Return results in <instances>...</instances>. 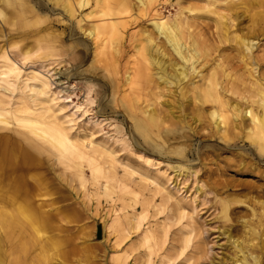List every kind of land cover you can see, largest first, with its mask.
<instances>
[{"label":"bare ground","instance_id":"obj_1","mask_svg":"<svg viewBox=\"0 0 264 264\" xmlns=\"http://www.w3.org/2000/svg\"><path fill=\"white\" fill-rule=\"evenodd\" d=\"M0 1V18L16 15L22 17V13H20L22 9L28 11L29 8L40 12L45 9L40 0V4L32 3L30 6L25 5L22 0ZM118 1L125 3V6L110 9L106 4L102 13L98 11L97 6L100 0H53L54 5H60L64 16L61 17V20L58 18L50 20L45 27H36L34 33H45L48 30L47 35L50 38L52 34L56 33V28H61L63 33L68 31L72 43L70 61L74 66L80 57L86 58L88 54L92 55V63L98 68L92 72L87 71L90 73L89 77H93V79L87 80V76H85L86 80L82 83L91 81L90 83L93 85H101L100 93L92 90L97 96L103 94L105 86L109 87L113 108H119L121 105L124 109L126 116L124 121L129 124L126 127L129 137L123 135V118L114 126V134L103 138L102 141H96L94 138L97 133L102 131L103 127L111 126L110 123H106V118L95 122L93 126L97 130L92 128L83 136V139L72 136L73 127L76 125L74 115L81 113V116H89L92 115V111L83 108L82 104L74 103V111L72 114L66 115L65 111L69 105H57L56 94L60 92L53 93L51 91L49 74L50 76L55 75L56 72H52L54 66L48 63L47 69L40 68L30 71L19 82L22 78L21 70L8 55L3 56L0 63V92L3 94L9 92L10 94L15 90L21 92L26 90L32 94L27 97V102L34 106H40L41 110L32 109L23 101L20 102V108L9 111L3 109V114H0L1 128L7 125L6 119L9 114L12 116L10 118H13L17 123L28 124L31 131H39L40 135L36 136L43 138L41 133L47 134L51 146L57 148L61 153H66L68 163H71L72 167L82 170L84 167L82 165H85L89 168L94 182L104 179V195L109 196L116 193V185H118V191L125 192L124 181L133 177L134 170L126 169L130 165L122 164V160L116 159L117 156L122 155L121 152L128 149L129 139L131 144L137 145L142 144L139 141L141 139L147 150L160 154L162 148L164 149L168 145L170 139L168 136H172L174 141L178 139L174 134H167L171 131L169 127L182 129L181 123L186 118L197 123L196 128L184 123L185 128L191 131L192 137L197 133V128H200L199 130L202 132L207 130L210 137H212L211 134L219 135L218 138L224 142L248 141L258 150L260 161L263 162L264 73L258 72L259 68L257 70V66H255L257 62L254 64L251 57L254 48L253 41L256 37L254 35L262 32V29L255 30V33L252 29L255 26L251 25L252 28L249 26L246 33H240L237 29L231 28L234 27L233 22L240 17L237 24L247 17L251 22L264 24V0H204L206 4L199 7L200 9L195 4L186 7L178 6L172 19L159 12L160 0H135L134 4L130 3L131 0ZM218 7H223L224 15L217 13L216 8ZM86 10L89 11L82 15L81 12ZM198 11L217 16V19L214 20L218 42L220 43L222 40V42L234 43L239 65H233V60L236 58L224 59L223 62L227 63L225 68L218 63V71H209L207 76L201 75L204 70L202 67L205 65L203 62L211 55L210 52L218 47L208 45L206 41L200 39L201 34L196 31L197 26L188 19V14ZM124 12H127V17H119ZM198 18L199 15L195 14L192 20ZM141 19L146 20V23L151 26L150 29H146L147 32L137 35L138 32L131 29H134ZM79 34H82V38L79 37ZM228 68H231L235 73H226ZM96 70L104 71V77L109 80L105 81L102 75L95 77L94 71ZM237 70L240 71L239 74H237ZM84 72L86 71L84 70ZM75 75L74 71L71 78H75ZM81 75L83 76L82 72ZM197 78L202 82L201 85H196L194 79ZM55 79L57 78H53V80ZM18 83L22 84V88H16ZM245 85L251 87L246 89L243 87ZM72 88V93H74L75 86ZM89 93L90 90L87 89L86 106L91 105ZM232 96L242 102L250 100L251 106L243 108L239 101L231 100ZM60 97V103H73L71 95H68V98ZM149 98H153L157 103L156 106L159 107L148 106ZM163 98V102H160V99ZM38 99L39 103L35 104ZM102 99L99 100L100 105L97 112L100 116L112 111L109 102H104ZM189 102L192 104L190 113L187 112ZM3 105H5L4 100L0 98V106ZM253 105L260 109L261 114L254 113ZM176 111L180 113L179 116L175 115ZM246 120H248V124L243 127L241 122L244 123ZM11 138V135L0 133V264H26L27 255L34 247L36 250L37 247L39 249L37 257L46 264V261L49 260L47 253L50 251L56 250L59 252L58 256H64V251L59 249L63 241H55L48 245L44 240L46 230L53 225L52 222L50 223L52 203L50 196L45 195L40 202L46 204L48 209L38 211L37 206L32 202L37 197V193L42 190L43 185L41 174L37 171L39 159L36 151L22 146L17 140H11ZM151 140L154 142V146ZM190 151L184 150L183 152L182 146H180L171 152L179 154L181 160L185 159ZM190 161L187 160L190 164L195 162L194 160ZM117 164L125 169L126 180L123 183H121L122 179L115 175ZM172 170L177 179L179 177L186 179L187 174L191 173L183 166L172 167ZM142 179L147 180L148 178L145 176ZM151 180L157 185L155 193H161L163 196L164 188L157 184L153 177ZM123 184L124 186H122ZM165 198L168 203L172 200V196L168 192H166ZM120 200L123 204L120 211H123L125 208H131L136 199L131 197L125 200L122 195ZM259 205L264 213V202L260 201ZM175 207L180 209V203L177 202ZM222 215L227 219L225 209L222 210ZM251 215L253 216V214ZM123 217L125 216L122 214L119 220V231L124 232L127 225L130 234L136 233L140 229L141 224L136 215L130 221L125 218L122 220ZM176 218L179 220L183 217L178 214ZM238 227L239 225L233 224L229 231L239 234ZM249 232L251 237L257 235L256 228H252ZM241 233L243 235V231ZM63 238L67 241L69 237L63 236ZM124 238L122 235V241ZM186 238L184 237L182 243H187ZM242 248L240 247V249ZM252 251H258L259 254L257 256L249 254L250 257H243L240 264H261V252L256 246L252 247ZM194 253L202 256L200 245L196 247ZM181 254L182 251L177 253L176 257ZM247 258H250V262H247ZM123 259H127V257ZM29 264L37 263L32 257Z\"/></svg>","mask_w":264,"mask_h":264},{"label":"rangeland","instance_id":"obj_2","mask_svg":"<svg viewBox=\"0 0 264 264\" xmlns=\"http://www.w3.org/2000/svg\"><path fill=\"white\" fill-rule=\"evenodd\" d=\"M22 1L28 6L41 2L45 9H42L43 12L29 8L28 11L22 9L20 12L22 17L16 15L11 16L15 18H0V63L3 56L7 55L16 62L21 70L22 78L19 82L30 71L40 68L47 69L48 63L53 65L52 72L56 73L53 76L49 74V77L52 85L51 91L60 92L56 94L57 105H69L65 111L66 115L72 114L74 103L82 104L83 108L92 111V115L89 116H81V113L74 115L76 125L73 127L72 136L83 139V136L92 128L97 130L93 124L100 122L101 118H106V123H110L111 126L103 127L94 139L102 141L103 138L113 135L114 126L122 118L124 121L126 116L120 104L119 108H113V99L108 86L103 89L104 95L97 96L92 90L100 93L101 85H93L91 81L82 83L86 79H93L89 77L88 72L98 68L92 63V55L88 54L86 58L80 57L74 66L70 61L72 43L68 31L63 33L61 28H56L57 30H54L56 33L50 38L47 35L48 30L45 33H34L36 27H45L54 18L61 20L64 15L60 5H54L53 0ZM130 3L134 4L135 0H131ZM106 4L110 9L125 6V3H120L118 0H100L97 4L98 11L102 12ZM194 4L199 8L205 6L206 2L204 0H160L159 12L172 19L178 6L186 7ZM216 10L219 14H225L223 7H218ZM88 11H82L81 14ZM133 11L135 12L134 8ZM124 13L119 17H127V12ZM195 14L199 15V18L193 21ZM188 15V19L197 26L196 31L201 34L200 39L206 41L208 45L218 47L212 50L211 55L203 62L205 65L202 67L204 70L201 75L207 76L214 70L218 71V63L225 68L227 63L223 62L224 59L236 58L233 60V65H239L234 43L222 42V40L218 42L219 38L215 31L214 19H217L215 14L198 11ZM209 15L212 16L209 17ZM240 19L241 17L238 20ZM64 20H66L65 17ZM238 20L233 22L234 27L231 29H237L240 33H246L251 25L255 26L254 28L251 26L254 31L262 29L259 33L255 31L254 36L256 37H254L251 57L254 64L257 62L255 66L257 70L259 68L258 72L264 73V24L251 22L249 17L244 18L240 24H237ZM146 22V20H139L131 30L137 31V35L147 32L146 29H150L151 25ZM79 37L82 38V34H79ZM58 63L60 65H57ZM74 71L76 72L75 78H71ZM238 72L240 71L237 70V74ZM94 73L95 77L100 75L104 77L105 72L96 70ZM226 73L234 74L235 72L228 68ZM85 76H87L86 79H84ZM55 77L57 79L53 80ZM104 80L109 79L104 77ZM194 81L196 85L202 83L198 78ZM245 82L248 83V81ZM72 86H75L74 93H72ZM243 87L249 89L248 87L251 86ZM16 88H22V84L18 83ZM87 89L90 90L91 105L89 106H86L85 101ZM30 95L32 94L26 90L24 92L15 90L10 94L0 92V98L5 103L0 106V114H3V109L9 111L20 108L21 101L27 103L32 109L40 111V106L27 102V97ZM68 95H71L73 103L59 102L60 96L68 98ZM100 99L109 102L114 113L109 111L103 116L98 115ZM234 99L239 101L232 96L231 100ZM163 100L164 98L160 99V102ZM249 101H239V103L245 108L251 106ZM37 103L39 99L35 102ZM147 103L150 107H159L156 106L157 103L153 98H149ZM187 106V112L190 113L192 104L189 102ZM253 110L254 113L261 114L260 109L254 105ZM176 113L175 115L179 116L180 113L177 111ZM7 116V125L3 126L4 128L0 125V133L11 135V140H17L22 146L36 151L39 159L37 171L41 174L43 185L37 197L32 200L33 205L37 206L38 211L47 210L46 204H42L40 200L45 195H49L51 199L50 223L52 222L53 225L46 230L44 240L48 245L55 241H63L59 249L64 251V256H58L59 252L56 250L50 251L47 253L49 260L46 264H240L243 257L249 254L253 256L259 254L258 251H252L254 246L261 252V264H264V213L259 205L260 201L264 202V160L260 161L258 150L250 142L242 140L232 143L224 142L218 138L219 135L211 134L212 137H210L207 130L202 132L200 128H197V133L192 137L191 131L185 128L184 123L190 124L193 128H196L197 123L190 121L189 118L181 123L182 129L169 127L171 131L167 134H174L178 139L174 141L172 136H168L170 137L168 145L162 148L160 154L147 150L141 139H139L141 145L131 144L129 139L128 149L121 152L122 155L117 156L116 159L122 160V164L130 165L126 169L134 170L133 177L126 180L125 169L117 164L115 175L122 179L121 183L126 180L124 181L126 186L122 185L125 192L118 191V185H116V193L109 196L104 195V179L94 182L89 168L85 165H82L84 166L82 170L72 167V164L68 163L67 154L51 146L47 134L41 133L44 139L38 137L36 135H40L39 131H31L28 124L17 123L10 118L12 116L9 114ZM247 117L250 118L248 115ZM247 124L248 120L241 122L243 127ZM127 125L129 124L124 121L123 135L129 137L126 131ZM177 142L180 143L177 144ZM151 143L154 146L152 140ZM180 146L183 152L191 150L188 156L181 160L179 154L171 152ZM187 160L195 162L190 164ZM178 166H183L191 172L187 174L186 179L175 178L172 167ZM145 176L147 180L142 179ZM152 177L164 188L163 196L161 193H155L157 185L152 183ZM261 189H263L262 192ZM166 192L172 196L169 203L165 200ZM122 195L125 200L131 197L136 200L133 201L131 208L120 211L123 207L120 200ZM177 202L181 205L180 209L175 207ZM223 209L226 210L227 219L222 215ZM122 214L125 216L122 220L125 218L128 221L136 215L141 224L136 233L130 234L128 225L124 232L119 231V220ZM178 214L179 216L181 214L183 218L178 220L176 218ZM233 224L239 225V234L229 231ZM252 228H256L257 235L251 237L249 231ZM98 230L100 231L99 237ZM122 235L125 237L124 241L121 239ZM63 236L69 237L67 241ZM184 237L188 240L186 244L182 243ZM245 238L247 239L244 240ZM199 245L203 252L201 257L194 253ZM240 247L243 248L240 249ZM37 250L39 251L38 247ZM37 250L34 247L30 251L25 260L26 264H29L32 257L37 264H45L37 257ZM181 251L182 254L176 257ZM124 257L127 259H123ZM247 262H250V258H247Z\"/></svg>","mask_w":264,"mask_h":264},{"label":"water","instance_id":"obj_3","mask_svg":"<svg viewBox=\"0 0 264 264\" xmlns=\"http://www.w3.org/2000/svg\"><path fill=\"white\" fill-rule=\"evenodd\" d=\"M99 232H100V231L98 230V237H99Z\"/></svg>","mask_w":264,"mask_h":264}]
</instances>
